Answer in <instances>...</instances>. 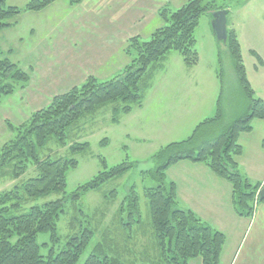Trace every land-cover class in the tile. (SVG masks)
Returning <instances> with one entry per match:
<instances>
[{"label": "trees", "instance_id": "obj_1", "mask_svg": "<svg viewBox=\"0 0 264 264\" xmlns=\"http://www.w3.org/2000/svg\"><path fill=\"white\" fill-rule=\"evenodd\" d=\"M55 1L29 0L25 7L18 8L6 6L5 0H0V29L10 27L12 22L9 20L22 12L40 11ZM66 1L76 5L82 0ZM224 7L215 5L214 0H188L174 10L161 8L158 15L164 24L151 32L148 41H142L137 35L127 39L125 51L133 57L118 74L104 81L88 75L80 85L53 95L48 104L33 111L24 122L9 124L15 136L0 147V178L16 180L28 165H34L37 174L0 192V264L77 262L92 234L84 226L77 233L69 235L65 247L57 253L50 251L42 256L36 243L37 234L42 232H49L51 239H56V222L63 212L62 198L31 205L24 212L19 210L48 194L63 192L67 171L77 166V160L69 155L86 150L88 144H70L67 147L68 155H59L50 149L47 154L41 155L43 149L49 143L58 147L66 146L68 133L78 128L82 120L93 118L108 104H111L113 121V116L139 106L144 99V92L150 87V76L159 68L156 69V65L170 51L181 55L186 65L196 64L198 55L194 30L199 19L203 14ZM225 46L232 71L245 98L244 112L227 122L220 105V95L213 117L196 125L186 139L168 143L158 149L149 158L153 164L152 169L142 171L143 175L152 178L157 184L155 187L144 188L143 193L148 201L149 225L151 236L157 243L158 263L187 264L189 260L199 258L201 264H220L226 240L224 233L212 228L193 211L177 207L176 185L165 177L171 165L181 160L204 163L213 173L229 182L232 204L240 216L249 217L252 214L253 202L264 204V185L260 182L250 183L234 160L242 151L237 142L239 134L251 131L253 119H264V101L254 95L247 80L240 45L233 30H227ZM253 55L260 59L257 54ZM29 78L30 75L9 57H0V102L22 87ZM261 147L264 149V138ZM99 160L102 169L76 187L71 193L73 199H79L88 191L100 189L102 184L120 177L135 165L133 161L123 160L108 167L102 157ZM110 193L113 196L116 194L114 190ZM128 198L129 218L133 221V213L138 212L139 203L132 187ZM74 220L75 217L70 221L72 228H75ZM83 264H120V261L102 255L96 247Z\"/></svg>", "mask_w": 264, "mask_h": 264}, {"label": "rangeland", "instance_id": "obj_2", "mask_svg": "<svg viewBox=\"0 0 264 264\" xmlns=\"http://www.w3.org/2000/svg\"><path fill=\"white\" fill-rule=\"evenodd\" d=\"M28 1L5 0V5L23 8ZM214 1L215 5L228 6V22L233 21L237 28V39L240 40L238 42L246 77L248 73L254 88L259 91L258 79L254 77V71L256 66H260L261 61L259 62L256 56L250 53V50L260 53L264 58V0H251L247 5L245 4L247 0ZM21 14L9 20L12 24H16L19 20V27H16L15 32L21 40L14 42L12 36L9 41L0 35V57L8 56L10 60L20 63L19 65H24L30 53L29 42L38 30L30 32L24 29L27 22L33 21V13L27 11ZM49 14L50 16L64 15L66 17L68 7H59ZM65 20V18L62 19L63 22ZM48 21L50 22L51 18L46 16L42 23L45 24ZM212 21L213 13L203 14L194 30V37L199 61L196 67L199 70L197 72H200L204 77L213 78L215 85L216 99L214 98L213 111L215 115L217 99L220 95V105L224 112H230V109L234 108H232L234 104L237 107L233 112L238 111L243 105V97L232 71L226 46L214 34ZM157 24L161 26L164 22L158 18L147 26L155 29ZM149 36H142V41H148ZM4 46H7V49ZM213 46L214 52H212ZM171 55H175V58L180 56L179 58L182 59L177 52L170 51L166 55V59L164 58L159 65H156V69L159 68L156 73L150 76V87L144 92V99L139 106H133L129 112L124 111L113 116L115 118L113 121L111 104H108L100 109L93 118L82 120L78 128L72 129L67 135L66 146L58 147L54 143H49L43 149L41 155L47 154L49 149L59 155H68L67 147L70 144L84 142L88 144L86 150L69 155L77 160V166L67 171L66 187L63 192L48 194L19 210V212H24L31 205H41L50 200L63 199V212L56 222V239L52 240L49 232H42L36 236L40 255L46 256L50 251L53 253L59 252L65 247L68 236L77 233L84 226L92 234L75 264H83L87 256L96 247L99 248L102 255L109 258H118L120 264H156L159 261L157 243L154 237L151 236L148 201L143 193L144 188L155 187L157 184L152 178L143 175L142 171L152 169L153 164L149 158L158 149L168 143L186 139L192 134L196 125L205 120H200L202 118H198L199 116L196 113L193 115L190 113L176 117L174 124L168 126L169 117L167 112H184L188 107L187 99L182 93L180 68L170 61ZM129 57L131 59L133 56ZM127 60L129 61L128 57ZM182 66L184 70H187V67H192L186 64ZM23 70L29 74L28 71ZM110 70L111 67L102 69V72L106 74L105 72H110ZM261 74L264 76V69ZM115 75L116 73L108 76H92L104 81ZM260 80H264V77ZM63 83L71 87L74 84L75 86L81 84H76L74 80L68 82L67 79ZM61 87L59 93L65 91ZM152 90H155L156 93L152 94ZM256 97L259 98L258 94ZM188 111L202 112V110L196 108H190ZM186 118L187 125H184L183 120ZM262 122L264 123V120L253 121L254 132L252 135L245 134L244 144L254 141L255 136H258L261 130V126L258 124ZM172 127L176 129L174 133L170 132ZM14 136L15 132H13L12 138ZM100 157L105 160L108 167L123 160L133 161L135 165L120 177L102 184L100 189L88 191L79 199H73L71 193L75 191L76 187L88 181L102 169ZM36 174V167L28 165L26 171L16 180L2 177L0 178V192L12 188L14 184L20 181L35 177ZM166 180L168 181L167 178ZM254 183L253 181L252 184ZM131 187L135 190L139 203L138 212L133 213V221L129 218L128 206ZM113 190L116 192L115 196L110 193ZM259 203L261 204V202ZM122 207L124 209L118 212ZM177 207L179 206L177 205ZM233 210L236 213L234 206ZM236 215L238 214L236 213ZM74 217L75 228H72L70 221ZM250 231L249 228L247 233ZM244 248L245 246L242 247V250Z\"/></svg>", "mask_w": 264, "mask_h": 264}, {"label": "crops", "instance_id": "obj_3", "mask_svg": "<svg viewBox=\"0 0 264 264\" xmlns=\"http://www.w3.org/2000/svg\"><path fill=\"white\" fill-rule=\"evenodd\" d=\"M65 1L57 0L40 11H28L33 13L34 19L32 22H27L24 29L30 32L38 30V32L29 42L30 53L26 63L19 65L20 63L13 62L28 71L30 78L22 87L17 88L0 102V147L12 138L14 131L9 124L18 125L27 120L33 111L48 104L51 97L60 92L61 86L64 85L61 88L65 91L71 88L63 83L64 80L67 79L68 82L74 80L79 84L88 75L97 77L117 74L131 60L130 55L125 51L128 37L149 36L154 29L148 26L150 22L160 18L158 12L161 8L174 10L188 0H82L76 5H70ZM250 1L247 0L245 4ZM59 7H68L67 16H50L49 13ZM228 15L227 8V29L233 30L238 37L234 22H228ZM46 16L50 17L51 21L44 24L42 22ZM63 18L66 19L64 22ZM17 26L19 27V20L16 24L1 29L0 35L9 41L12 36L14 42L21 40L15 32ZM157 27L159 24L155 26ZM237 40L240 42L239 38ZM4 48L7 49V46ZM250 53L257 54L260 58L258 61H261L260 66H256L254 71V77L258 79L259 91H256L246 72L247 80L254 94L256 96L258 94V97L264 101V80H260L264 77L261 74L264 69V58L254 50H250ZM179 57L175 58V55H171L169 59L180 68L182 93L187 99L188 107L184 112H167L168 126L174 124L176 117L190 113L198 114V118H202L200 120L214 115L216 90L213 78L204 77L197 72L199 61L195 66L184 70L182 65L185 64ZM109 67H111L110 72L104 74L102 69ZM151 93L156 92L152 90ZM236 107L234 104L230 112H224L227 122L244 112L245 98L242 107L233 112ZM190 108L200 109L202 112H189ZM255 120L264 119H253L251 131L239 134L237 142L242 151L234 157V160L240 172L249 182L251 181L250 183L260 182L262 185L264 149L261 147V141L264 138V123L258 124L261 130L254 141L245 144L243 142L245 134L252 135L254 132ZM186 121L187 118L183 120L184 125H187ZM175 131L173 127L170 130L171 133ZM165 175L168 181L176 185L178 206L193 211L200 219L226 236L220 264H264V204L262 202L254 205L249 217L236 215L233 210L231 185L212 173L204 163L181 160L171 165ZM249 228L251 231L247 233ZM157 264L161 263L157 262ZM187 264H201V261L199 258H194Z\"/></svg>", "mask_w": 264, "mask_h": 264}, {"label": "water", "instance_id": "obj_4", "mask_svg": "<svg viewBox=\"0 0 264 264\" xmlns=\"http://www.w3.org/2000/svg\"><path fill=\"white\" fill-rule=\"evenodd\" d=\"M212 28L216 37L218 39H221L222 42L225 44L227 38V30H226V14L224 10H217L213 12Z\"/></svg>", "mask_w": 264, "mask_h": 264}]
</instances>
